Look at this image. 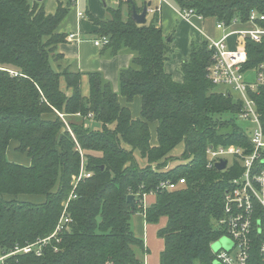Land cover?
I'll use <instances>...</instances> for the list:
<instances>
[{"label": "trees", "instance_id": "obj_1", "mask_svg": "<svg viewBox=\"0 0 264 264\" xmlns=\"http://www.w3.org/2000/svg\"><path fill=\"white\" fill-rule=\"evenodd\" d=\"M178 1L183 9L227 26L248 23L252 10L264 14V0ZM122 5L110 8L109 18L93 20L98 36L109 38L103 51L110 56L130 52L131 64L120 70L119 92L102 72L87 73L85 96L84 73L55 65L64 59L58 46L66 35L57 28L69 6L47 14L38 0H0V254L49 237L82 161L92 173L70 201L72 221L59 241L52 238L41 255L14 254L8 264H144L147 248L131 223L137 212L149 223L167 220L158 232L165 242L160 264H214L217 259L211 245L226 235L219 224L225 194L243 168L236 158L225 170L209 168L207 148L233 145L251 151V137L238 123L244 102L209 79L210 41L193 43L181 68L184 81L177 82L164 68L173 49L158 14L140 25L132 17V3ZM258 24L264 28V20ZM245 49L243 71L256 70L264 63V40L247 37ZM137 96L141 117L134 118L120 97L131 103ZM251 96L264 125V87ZM90 122L101 123V129H91ZM180 143L187 163L162 171ZM10 147L26 154L30 164L9 160ZM257 168L264 170V159ZM180 178L186 182L176 189H161V182ZM151 193L155 200L143 209L140 201ZM130 194L134 207L127 201Z\"/></svg>", "mask_w": 264, "mask_h": 264}, {"label": "built area", "instance_id": "obj_2", "mask_svg": "<svg viewBox=\"0 0 264 264\" xmlns=\"http://www.w3.org/2000/svg\"><path fill=\"white\" fill-rule=\"evenodd\" d=\"M146 1L153 2L154 0ZM161 1L159 0V3ZM159 3L156 5L152 3L148 6V17H152V15L161 11ZM182 11L185 18L196 15L193 9L184 8ZM79 14L83 16V13ZM262 20H264V14L259 13L257 10L251 11L249 23L255 25V28L240 32L242 46L236 50L228 48L225 37L210 41L209 45L214 50L213 63L208 67L209 79L215 85L228 87L236 93L244 102V110L239 114V118L255 125L254 132L251 135L252 149L249 152L244 148L233 145L226 147L211 144L207 148V154L209 155L207 166L209 168L216 167V164L223 159L227 160L229 164V161L234 158L241 163L243 168L242 175L232 180L225 194V210L219 224L225 227L226 235L224 237L227 238L230 246L227 247L221 244L219 250L215 252L216 261L219 264H264V170H257L258 164L264 159V125L257 108V101L251 96V93H256L261 87H264V63L256 68L255 80L253 81H246L245 71H243V64L247 61L246 38L249 37L256 42L264 40V28L258 24ZM217 26L223 28L226 24L221 21L218 22ZM75 36V34H71L69 37L74 38ZM108 42L109 38L104 36L96 39L95 45L104 46ZM0 69L4 68L0 66ZM10 72L17 74L15 71ZM81 154L83 155L82 150ZM91 175V172L84 169V161H82L81 172L73 176L72 192L63 204L64 210L54 232L49 237L39 239L35 243L17 247L9 254H0V264H8L6 261L8 257L21 252H36L41 255L42 248L52 238L59 241V234L67 230L69 223L72 221L68 214L70 201L77 197L76 189L80 181L91 177ZM185 182V178L176 181L168 180L161 182L160 187L164 190H173ZM147 195L144 194L140 201V207H143V209L147 208L145 202ZM220 240L216 242H220Z\"/></svg>", "mask_w": 264, "mask_h": 264}, {"label": "crops", "instance_id": "obj_3", "mask_svg": "<svg viewBox=\"0 0 264 264\" xmlns=\"http://www.w3.org/2000/svg\"><path fill=\"white\" fill-rule=\"evenodd\" d=\"M47 14H54L60 5L69 6L68 13L61 21L57 32L65 34L66 40L58 46L59 52L64 56L55 65L68 67L71 70L83 72L82 90L83 95L89 94V76L87 73L100 71L107 78L114 89L119 92L120 89V70L130 66L133 54L130 52H120L114 56L104 52L102 46L95 45L98 39L96 31L99 29L93 18L105 20L109 18V9L119 8L124 0H42L40 1ZM141 11L146 0H133ZM154 5L159 0L152 2ZM161 11L158 13V25L162 28L163 34L171 40L173 52L171 57L165 62V71L177 82L184 81L182 65L190 58L193 43H202L204 41L220 40L225 37L229 49L236 50L242 46L241 31L252 30L255 25L252 23L235 22L230 26L218 28V20L215 17H201L191 15L189 18L183 16V8L178 0H162ZM123 6V5H122ZM124 14H128V6L124 4ZM79 13H83L81 16ZM148 17V16H147ZM151 17H148V22ZM75 34L74 38H70ZM256 71V70H255ZM256 75V74H255ZM66 85V83H65ZM62 88L71 94V90ZM124 105H128L134 118L141 117V97L137 96L133 102L128 103L126 99L120 97ZM157 134L152 130V144L156 145ZM26 155V154H25ZM19 153H11L9 160L29 165L31 159L27 156L21 157ZM155 200L154 195L149 194L146 197V206L148 207ZM132 230L134 234L141 238L147 248L143 254L144 264H160L161 254L165 248L164 239L159 236L160 228L167 223L166 218H162L158 223H149L145 214L138 212L132 216Z\"/></svg>", "mask_w": 264, "mask_h": 264}, {"label": "rangeland", "instance_id": "obj_4", "mask_svg": "<svg viewBox=\"0 0 264 264\" xmlns=\"http://www.w3.org/2000/svg\"><path fill=\"white\" fill-rule=\"evenodd\" d=\"M155 5H156V4H155ZM98 38H100V37H98ZM102 47H103V46H102ZM255 74H256V71H255V70H252V69H251V70L246 71V72H245V75H244V76H245V80L248 81V82L255 80ZM62 85H63V87H66V85H65V80H64V79H62ZM217 89H218L219 91L230 90L228 87H225V86H219V87H217ZM82 92H83V90H82ZM224 117H225V118H230L231 116H229V115H224ZM238 123H239L243 128L246 129L247 133H248L249 136L251 137V135H252L253 132H254L255 125L252 124L251 122H249V121H245V120H238ZM89 125H90L91 129H93V130H98V129H101V127H102L101 123H99V122H90ZM184 150H185V144H184V143H180V144H179V145H178V146H177V147H176V148L170 153V157H172V159H168V161H167V163L165 164V166H163L162 171H170V170L176 168L177 165L187 163V161H185V160L182 159V153L184 152ZM14 152L19 153V155H22V156H21L22 158L27 157L24 153H21V152H19V151H16V150L13 149L12 147H10L9 150H8V158H9V159L11 158V157H10V156H11V153H14ZM138 157H139V160H140L141 162L145 161V160H143V159L139 156V154H138ZM156 167L158 168L157 165H156ZM137 213H138V212H137ZM137 213H135V214H137ZM227 242H228L227 238H226V237H222L221 240H220V242H214V243L211 245L212 250H213L214 252H217V251L219 250V248H220V246L217 247V244H222L223 246H226V243H227Z\"/></svg>", "mask_w": 264, "mask_h": 264}, {"label": "water", "instance_id": "obj_5", "mask_svg": "<svg viewBox=\"0 0 264 264\" xmlns=\"http://www.w3.org/2000/svg\"><path fill=\"white\" fill-rule=\"evenodd\" d=\"M38 1H42V0H38ZM130 3H132V17L133 19L136 21V23L140 24V25H144L148 22V17H147V9L148 6H150L152 4L151 1H148L147 3H145L141 9V11H139V8L137 7V5L133 2V0H129ZM228 165V161L223 159L221 161H219L216 164V167L219 170H225L227 168ZM135 196L133 194H130L127 197V201L129 202V204L134 207L135 206ZM221 246V244H217V247ZM226 246L229 247L230 243L229 241L226 243ZM214 264H219L218 261H215Z\"/></svg>", "mask_w": 264, "mask_h": 264}]
</instances>
